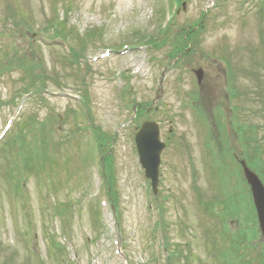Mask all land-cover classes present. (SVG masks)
Listing matches in <instances>:
<instances>
[{"label": "rangeland", "instance_id": "obj_1", "mask_svg": "<svg viewBox=\"0 0 264 264\" xmlns=\"http://www.w3.org/2000/svg\"><path fill=\"white\" fill-rule=\"evenodd\" d=\"M164 1L0 0V138L18 113L0 139V264H264L240 175L244 160L264 184V0H184L172 43L126 48ZM146 119L166 144L156 194L135 142ZM94 126L113 138L112 193Z\"/></svg>", "mask_w": 264, "mask_h": 264}, {"label": "water", "instance_id": "obj_2", "mask_svg": "<svg viewBox=\"0 0 264 264\" xmlns=\"http://www.w3.org/2000/svg\"><path fill=\"white\" fill-rule=\"evenodd\" d=\"M198 81L202 78V70H195ZM136 142L140 161L145 168L146 176L152 180L153 188L157 189L160 155L166 144L161 141L160 128L156 121H147L136 134ZM247 182L251 187L253 200L264 240V184L260 177L252 171L246 162H242Z\"/></svg>", "mask_w": 264, "mask_h": 264}, {"label": "trees", "instance_id": "obj_3", "mask_svg": "<svg viewBox=\"0 0 264 264\" xmlns=\"http://www.w3.org/2000/svg\"><path fill=\"white\" fill-rule=\"evenodd\" d=\"M182 1L183 0H171V7L173 8L175 5H178V6H180L181 4H182ZM259 10L261 11V13H263L264 12V3H262L261 4V6H260V8H259ZM166 18V16L164 15L163 17H162V20H160L158 23H159V25H158V28L156 29V30H154L153 32H151V33H149L148 35H143L142 37H139V39H140V41H141V39L142 40H145V44H152L155 48H161V47H164V46H166L167 44H169V43H172L173 42V34H172V31H173V26H174V21H171V20H166L165 19ZM163 20H165V24L163 23ZM199 27V26H198ZM201 27L202 26H200L199 28H193V30H192V34L194 33V30H201ZM195 31V32H196ZM55 33L57 34V35H61V32L59 31V30H57V31H55ZM191 34V35H192ZM195 34H193L192 36H194ZM138 40V39H137ZM186 48H187V46L186 45H179V46H176V47H173L172 46V48H171V50H170V52H169V60L171 61L172 59H174V58H176L178 55H182L181 56V58H184V54H183V52H185V50H186ZM67 56H69V55H67ZM70 56H72V53L70 54ZM76 56V55H75ZM167 56V57H168ZM74 58V56L71 58H67V57H65L64 59L66 60V59H69V60H71V61H73L72 59ZM63 59V60H64ZM37 78V77H36ZM39 83V82H38ZM39 85H41V84H39ZM41 87H43V86H39L38 88H41ZM32 93V95L34 94L33 92H31ZM30 93V94H31ZM26 95L27 93L25 92V93H23L22 95ZM15 98V96H13V99ZM12 99V98H11ZM19 101V100H18ZM0 107H1V105H0ZM19 128H20V131L23 133L24 132V130H25V128H26V121L25 120H23L20 124H19ZM38 129V128H37ZM18 130V129H17ZM42 130V129H41ZM20 133V132H19ZM45 133L48 135V133L45 131ZM17 137H18V134H17ZM44 137H46V135L44 136ZM254 140H255V138H254ZM255 141H257V142H255ZM254 142H255V148H256V150L257 151H255L256 153H258V152H260V150H261V147H262V145L261 144H258V143H260L259 141H258V139H256ZM10 142H11V140L10 139H8V141L6 142V144H5V147H7V145L8 144H10ZM50 142V141H49ZM45 144L46 143H44V145H43V148H44V146H45ZM49 144V143H48ZM47 144V145H48ZM256 153H254V154H256ZM256 156V155H255ZM26 159H25V155H23V156H21V161H22V163H23V165H25V169H27V170H31V169H33V167L35 166L34 165V163H35V158H34V156L32 155V154H29V158H28V161H25ZM252 161V160H251ZM253 163H254V165H256L257 164V161H255V160H253V162H252V165H253ZM34 165V166H33ZM35 168H37V167H35ZM15 185V189L18 191L19 190V187L20 186H18V183H15L14 184ZM19 192V191H18Z\"/></svg>", "mask_w": 264, "mask_h": 264}]
</instances>
